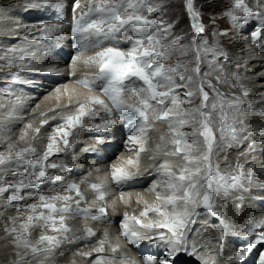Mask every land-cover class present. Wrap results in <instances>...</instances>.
<instances>
[{"label":"snow or ice","instance_id":"6c2138e0","mask_svg":"<svg viewBox=\"0 0 264 264\" xmlns=\"http://www.w3.org/2000/svg\"><path fill=\"white\" fill-rule=\"evenodd\" d=\"M47 2L48 0H29L27 6L40 8ZM259 6L260 0L257 4V7ZM186 7L194 21L195 31L203 32V25L198 22V13L193 8V0H187ZM78 8L80 0H73L71 34L75 39L77 51L82 52L89 48L100 50L84 61L87 67L94 69L92 77L85 76L77 83L89 90L99 88L111 102V106L99 97H88L75 105H71L70 101V105L75 109L74 114L61 117V122L53 128L52 135L48 137L49 142L45 150L29 162V182L25 184L20 181L9 186L13 189L9 202L21 199L20 193L26 187L38 188L48 177L49 169H61L63 172L71 170L67 165L50 162V156L60 151L61 142L65 149L70 147L68 137L71 131L81 127L85 117L97 114L87 105H99L111 117L104 125H95L98 132L114 126L117 117L127 122L131 131L128 140L133 146L140 144L137 157L146 152L140 138H148L152 122L166 123L170 130V140L165 141L164 136L160 137V140L166 143L162 153L164 157L170 155L176 159L170 161L151 157L161 161L154 165L151 171L163 178L160 184L152 186L157 200L162 201V204L149 206L145 203L139 217H129L126 213L121 221L122 234L134 246L141 241H148L162 249L159 256L144 255V264H178L182 255L196 257L202 264H208L199 254L196 242L189 241L187 233L193 222L194 209L202 204L216 216L217 212L212 203L216 192L222 187H237L242 178L222 175L213 161L217 132L223 135V129L229 127V113L236 107L235 97H226L216 90L211 81L201 77L199 47L194 49L196 67L190 70L195 75L186 74L189 70L182 62L174 65L156 62L158 59L170 58L174 45L182 50V55L187 52L184 45L177 44L178 38L170 44L162 42L170 26L164 28L148 18L145 13L153 10L149 6V0H86V10L77 13ZM229 14L232 21L239 26L241 16L244 22H247L249 17L258 13H254L245 0H234ZM57 28L59 25L44 28L42 31L50 33ZM262 34L264 27H256L251 32V37L255 41ZM123 43H127L126 49L120 47ZM26 59L21 58L20 64L23 65ZM73 59L76 60V57ZM205 87L211 89L214 95L210 97ZM180 90H184L183 99ZM126 93H130L131 98L125 95ZM194 98H199L200 103L194 105ZM185 103L193 106L184 109ZM63 107L67 108L69 105ZM43 123H47V119L42 121ZM185 127H190L192 131L184 132ZM35 131L39 133L40 129L36 128ZM23 138L21 135L20 139ZM97 142L103 143L102 138L97 137ZM168 144L171 146H167ZM9 147L15 148V145ZM157 147L159 148V145ZM85 151L94 152L95 149L86 148ZM23 152H34V149H22L21 153ZM128 163L131 165L133 161L130 159ZM137 175L138 171L128 172L115 166L111 172V178L117 186L126 184ZM63 179L61 174H57L51 182L55 184ZM90 188L97 194V199H105L102 185L90 183ZM161 190L164 191L163 195ZM63 192H75L79 197L74 206L71 204L74 197L67 194H39L38 204L27 206L32 215L18 227H5V231L13 236L15 245L30 251L32 259L52 251V247L58 246L61 239L67 238L70 229L65 223L66 213L82 215L92 220H102L107 215L106 208L102 206L94 209L99 215H93L91 207H81V202L85 201L86 197L78 184L68 183L63 187ZM149 213L155 214L158 219L144 222ZM13 224L15 225V218ZM36 227L50 229L53 233L60 234V237L41 235L37 244H31L28 237ZM225 228L227 229L226 225ZM246 231L247 237L233 257V264H245L246 257L254 249L258 246L264 247V220L249 221ZM85 232L87 236L95 235L88 227H85ZM112 250L117 251L116 248ZM96 251L102 252L103 248ZM18 264H29L27 257H21ZM258 264H264V252L259 255Z\"/></svg>","mask_w":264,"mask_h":264},{"label":"bare ground","instance_id":"6f19581e","mask_svg":"<svg viewBox=\"0 0 264 264\" xmlns=\"http://www.w3.org/2000/svg\"><path fill=\"white\" fill-rule=\"evenodd\" d=\"M29 2V0H25ZM246 1V4L249 7L255 8L256 10H262L264 11V0H260V6L257 7L258 0H250ZM20 0H0V5H5L8 7H4L3 9L0 7V50L7 51L9 53L13 52V49H11L10 45H7V43H15L16 41L23 42L25 46H30L33 47L35 50L31 49L29 50L28 48H25L28 51H34L33 55H30L29 58L31 59V62L27 61L24 63L21 68L25 69H18V71L22 74H16L15 76L11 77L10 79L6 78L5 76L0 78L1 81L4 82V86L6 88H9L8 92L6 94H1L0 95V122L7 123L5 126H0V135L3 136L6 141L2 142L0 145V176L7 175L10 176L11 173H15L10 180H8V183L11 185L13 183H16L20 175L21 170L20 168H15L13 164H11V160L8 159L9 156L16 155L17 153H20L22 149H28L32 148L34 149V152H28L26 154V159L28 161L27 165L29 162H31L35 157L39 156L44 149L46 148L48 141V136L51 133V131L48 133L46 131L44 126H41L42 121L39 118V113L43 111H48L49 115L52 116V120L56 119L60 115L67 113V112H72L74 111V108L71 105H75L77 102H79L83 96H71V94H80V89L77 88L78 86L75 85L74 83L67 82V80H64V78H61L58 82L60 83H52L51 80L49 79L50 77H41L40 73H44V67L45 68H56V73H60L62 70L61 64H55V60L49 58V55H53L57 58H59V55L66 54V50L64 47V42H63V32L61 31L60 28H57L55 31H52L50 33L44 32L41 29L40 30H35L32 31L31 33L28 34V30L26 29L27 26H32L33 23H29L32 19L27 17L28 12L27 10L22 9L21 13L19 12L22 7L16 8L12 14V19H7L8 16L7 14L10 13L11 9L14 8L16 5L19 4ZM10 10L8 13H5L7 9ZM37 10V9H35ZM23 19V22H19V20ZM29 19V21L27 20ZM243 24H246L245 27L240 26L241 29L246 30L248 26L252 25V19L248 18L247 22H244L243 17L241 16ZM8 20L7 22H4ZM48 26H53V25H58L57 22H53L51 20L46 22ZM7 27H10L11 29H7ZM228 31V30H227ZM226 32V31H224ZM223 32V33H224ZM3 38V39H2ZM244 40H246V43L249 42L248 37L246 35H243L238 38V42L242 43ZM245 42V41H244ZM261 42H264V34L261 35ZM53 48L58 49L57 51H52ZM203 50V49H201ZM235 51H233L234 53ZM1 53V52H0ZM16 56H13L15 59V63H20L22 55H27L28 53H23L21 51H18L16 53ZM239 58L241 60H237L236 63H239L240 65L234 67L233 64H229L225 61H220V65L224 66L219 71H215L211 69V75L215 77V80L218 83H221V79H225L231 84H229L232 88H237L239 85L243 84L244 87L243 90L246 93V96L248 99H244L243 101L246 103V106L241 107V111L247 110L248 113L244 116L242 119L244 123H251L247 125L240 126V128H243L246 132H244V136H248L250 142L252 143L253 147L257 148V151L254 153H244L242 155V158H239V161L242 162L244 165H248L253 172H249L252 174L253 181L248 183L246 187H250V193L255 194L254 196H264V191H258L257 188L263 186L264 187V161H262V158L264 156V49H257L254 50L250 47H248L247 44L244 43L242 49L239 50L238 52ZM44 55V56H43ZM84 54H77L75 55L76 60H75V66L78 64L77 69H81L80 67L85 65V63L82 62V57ZM209 55V54H208ZM80 57V58H79ZM44 60L45 63L42 65H37L41 60ZM48 59V60H47ZM54 62H50L51 60ZM2 62V58H0V63ZM42 66V67H40ZM14 69H17L13 66L5 67L3 69H0V73L5 74V72L9 71H14ZM22 70V71H20ZM29 70V71H28ZM85 72L84 74H87L86 71L93 70L92 68L86 67L84 69ZM2 71V72H1ZM55 76V75H53ZM57 81V80H56ZM226 90L224 92L226 94H229L232 92V88L228 84H222ZM38 93L37 95L39 98L34 102V104H37L35 108H32L31 114L25 115V111L29 110L27 108V103L29 99H34L35 94ZM241 91H237L235 94L239 95ZM18 96V97H15ZM7 99H13L14 103L10 104V110L5 109L6 107V100ZM17 99L19 101L17 102ZM71 101V105L70 102ZM5 103V104H4ZM249 104L252 107L249 106ZM17 105V106H15ZM64 105H69V107L64 108ZM58 111V112H57ZM2 112V114H1ZM36 113V114H35ZM243 115V113L240 114V117ZM24 116H32L33 120L36 122V124H33L31 127H29L26 130H19L12 135L11 133L14 132L13 130H9V128L12 125H15L20 121L21 118ZM55 117V118H53ZM41 126V128H40ZM36 128H39L40 131L37 133L35 131ZM189 128L190 127H186ZM154 135H159L161 133H166L168 128L162 123H157L153 126ZM115 131H117L116 128H114ZM192 130V129H190ZM21 135L24 136L23 139H20ZM47 136V137H46ZM243 136V138H244ZM81 137L76 134H73L72 137L70 138L71 142H79L77 141V138ZM165 141H169L170 137L167 135H164ZM15 138V140H13ZM46 138V139H45ZM117 139V138H116ZM89 141V142H88ZM128 144L131 146L129 147V151H123L119 153V156L117 157V160H114L113 163H118L117 165L115 164V167H124V169L127 171L129 168L130 164L128 161L133 157V152L134 155H137V150L139 149V144H136L133 146V144L127 139ZM228 141V140H227ZM247 141V140H246ZM80 142L85 145V148L83 149H76L74 150V158L70 157V153L67 151H63L60 153L61 157L57 158V161L63 160L65 163L68 165H72L74 163L78 164L81 161H85L87 158H89V161H91L92 156L89 154L88 151H85L87 145H92L90 142V139L87 137L85 139L80 140ZM229 142V141H228ZM116 143H118V140H116ZM15 145V148L9 147V145ZM44 145V146H43ZM154 145V150H155V156L159 157L160 155H163L162 149L163 147L166 146L165 142L160 143V141L153 142ZM159 145V148L157 147ZM170 145V144H168ZM16 146L21 147L19 150H16ZM39 146H43L41 149ZM145 146V145H144ZM244 147L245 146L244 143ZM97 148H100L99 146ZM237 148V147H235ZM107 151H104V156L108 157L109 154H107ZM232 157L234 158V161H230L231 164H237L236 158L239 157L238 154H233ZM109 158V157H108ZM168 160L174 161L176 158L172 156H167ZM132 160V159H131ZM219 160L221 159V155L219 156ZM56 161V163H58ZM52 162V161H50ZM220 163V162H219ZM92 163H89L91 165ZM154 165H156L154 161ZM22 166H23V161H22ZM24 167V166H23ZM151 165L149 166H144L141 169H136L138 173H141L144 169L150 168ZM113 168V167H112ZM111 168V170H112ZM153 168V167H151ZM150 168V171H151ZM7 170H12V172H9L8 174L6 173ZM107 170V169H106ZM31 172V169H30ZM30 172H26V175L29 177ZM152 172V171H151ZM109 173V172H108ZM74 175V173H72ZM101 175V173H98ZM72 176V175H71ZM24 177V176H23ZM92 177V176H90ZM93 179V177H92ZM64 181L67 179L64 178ZM7 182V180H5ZM104 184V177H100L97 179V182H101ZM47 182L44 181L38 188H43L47 187ZM57 182V189L53 187V191L47 192V196H52L53 194H67L64 193L58 186ZM1 184H3L1 182ZM2 186V185H1ZM104 186V191L106 190L105 188L108 189L107 185ZM1 188V187H0ZM2 189V188H1ZM227 191H230L228 188ZM28 192H35L34 190L29 187ZM162 193H164L163 190H161ZM225 193V192H224ZM222 193V194H224ZM245 193H240L236 194L234 196H231L232 198H235L236 196L240 195L241 198L239 200L233 201L230 204V199H226V197H222L221 201L226 203V205L222 208L225 211V219L228 223L229 227V234L226 237L228 240L231 235L233 234L232 232H237V229L240 227L245 226L244 219L249 215L248 210L249 209H255L256 207V202L253 200V198L250 200L248 197H245ZM113 195V194H111ZM116 195H123L122 192H117ZM127 195V193L125 194ZM125 195L122 197H106L105 202L109 206L110 214L114 215V211L116 208L118 210H124L127 209L129 211H134L133 208H135L138 204L144 203L145 200L135 198L132 195L126 199ZM226 195V193H225ZM30 195H22V197L27 198ZM119 198H124V202ZM228 198V197H227ZM147 200V198L145 197ZM241 200V201H240ZM2 202H0L1 204ZM159 204H162L160 202ZM3 205H0V209ZM129 206V207H128ZM7 213L10 215V218L14 217L15 214H10L7 211H0V261H3V259L8 258V252L9 249L5 245L8 243L10 240L9 236H4L1 231V227L3 225H6V221L3 218V215ZM20 213V212H18ZM201 213V212H200ZM135 214V213H133ZM136 215V214H135ZM243 217V222L240 221L239 217ZM198 217V216H197ZM201 217V214H200ZM158 219V217L155 214H152V216L146 218L144 222H147V220H155ZM198 220H194L192 223L195 225L198 224ZM81 220L78 219H71L69 220V223L73 227L71 232L68 234L71 237L67 238V241L63 242L64 244L60 246L59 248H55V251H60L57 253V257L59 260L64 261L65 264H80L84 258L85 254L88 253L91 249H99L101 247L100 242H94L91 244H88L87 246H83L82 242V234L83 231L81 229ZM197 222V223H196ZM9 225V224H8ZM8 227V226H7ZM105 229L104 232H100L98 237H100L102 240L104 236L106 235L107 242H105V248L107 252L111 253L112 255L117 254L119 250H122V245L120 244L119 238L114 234L113 228L110 227H100L99 225H95L93 229ZM231 229L233 231L231 232ZM118 234L120 233V229L118 228ZM166 231V230H165ZM215 229L207 228L204 230V227L200 228L197 232H191L189 235L190 238H192L191 241H195L196 245L197 244H202L201 240L196 241L197 239L201 238V236L208 235L210 234L212 237H219L218 233H215ZM39 236L40 233H37ZM35 237V242L36 244L39 241V237ZM231 240V238L229 239ZM190 241V240H189ZM190 241V242H191ZM215 242V241H214ZM211 247V246H210ZM113 248H116L117 251L113 252ZM227 248V242L223 245L219 246L216 248L218 251L225 250ZM208 250H212L208 248ZM67 251V252H66ZM123 257H119V259H113V257H99L97 259H90L89 264H124V260L128 261V257L126 254H122ZM126 258V259H123ZM16 260V259H15ZM14 260V261H15ZM33 260V259H31ZM54 262V263H53ZM61 264L56 257L52 259L51 264ZM64 264V263H63Z\"/></svg>","mask_w":264,"mask_h":264},{"label":"rangeland","instance_id":"374dc122","mask_svg":"<svg viewBox=\"0 0 264 264\" xmlns=\"http://www.w3.org/2000/svg\"><path fill=\"white\" fill-rule=\"evenodd\" d=\"M64 1H70L71 0H48V2L50 3H59L61 9L64 8ZM249 3L251 2L250 0ZM19 4H15L16 5L14 8L11 9L10 13L7 14L6 16H8L7 19H12V14L14 12V10L18 7H22L21 9H19L20 13L22 12L21 10H27L26 12H28V16L29 18H31L32 20L29 21V19H27L29 21V23H33V25L35 24V22L38 20V18H36L37 16H39L41 9H44L43 12L45 13H49L54 6L52 7H46L45 6H41L40 8H29L27 5L29 2L25 1V0H20V2H18ZM234 3V0H193V8L196 11V13H198V22L200 24L203 25V29L204 31L201 33H197L195 31V29L190 25L189 23V18L191 17L186 4H187V0H151V3L149 4V6L153 9L151 12H148V14H152L154 21L156 22L157 25H162L164 28H168V26H170V28H168V31L166 33L165 39L164 41H162L164 44H170L174 39L178 38L177 40V44L178 45H184V50L187 52L186 55H182L181 54V49H179L177 46H173L172 48V53L170 58L168 59H163L164 61H166L169 65H174L177 62H182L184 64V66L189 70L188 73L186 74H192L195 75L194 73H191L190 70L196 67V63H195V52L194 49L196 47H199L201 50V56H200V75L203 79L211 81V83L215 86L216 90L222 94H224L226 97H232L234 95H236L235 93L239 90L241 91V93L239 94L240 96V100H237V106L235 107L234 110L230 111L229 115L231 117V121L233 123H235L236 125H233V127L237 128L240 130L241 133H239L238 135L240 136L241 139H239L240 142L243 143H247L246 140H243V136H244V132H246L243 128H240V126L243 125H247V124H251V123H244V121L242 120L244 118V116L248 113L247 110H243L241 111V107L242 106H246V103L243 101L244 99H248L246 96L245 91L243 90L242 87H244L243 84L239 85L237 88H232L229 84H231V82L225 80V79H221V83H218L215 80V77L211 75V69L215 70V71H219L222 68H224V66L220 65V61H225L229 64H233L234 67L240 65L239 63H236V61L239 59L241 60V58H239L238 52L240 49H242L243 45H244V41L242 43L238 42V38L246 35L247 37L249 36L250 33L246 34V30H243L240 28L241 26V22L242 19H240V24L239 26H237L233 21L232 18L230 16V11L232 8V4ZM80 6H81V2H80ZM0 7L3 9L4 7H8L5 5H0ZM37 9V10H35ZM10 10L7 9L5 11V13H8V11ZM8 20L4 21L7 22ZM19 22H23V19L19 20ZM32 25V26H33ZM31 26H27L26 29H29ZM250 27V26H248ZM7 29H11L10 27H7ZM41 29V28H40ZM40 29H36V30H40ZM228 30V31H227ZM35 31V30H34ZM226 31V32H224ZM224 32V33H223ZM3 39V38H2ZM7 45L11 46V49H13L12 53H9L7 51L4 50H0V58H2V62L0 63V69H3L5 67L11 66L13 64V66L17 69H14V71H7L5 72V74L0 73V78L2 77H6L8 79H10L11 77L15 76L16 74H21L18 69H22L25 70L23 68H21L20 63H15V59L13 56H16L18 51H21L23 53H28L27 55H22V57L24 58H29L30 55L34 54V51H28L25 48H28L29 50L33 49L35 50L33 47L30 46H25V44L23 42L20 41H16L15 43H7ZM233 51H235L233 53ZM209 54V55H208ZM27 63L31 62V59H26ZM25 61V62H26ZM24 62V63H25ZM83 62V60H82ZM45 61L42 59L39 63H37V65H42L44 64ZM78 66V64L76 65ZM20 70V71H22ZM29 71V70H28ZM2 72V71H1ZM22 75V74H21ZM222 84H228L230 86V88H232V92L229 94H226L224 92L225 87ZM4 86V82L1 81L0 79V95L1 94H6V92H8L9 88L3 87ZM80 89V94H71V96H85L84 94L86 93L85 90H83L81 87H77ZM10 91V90H9ZM181 91V98L183 99V91L184 90H180ZM205 91L209 92L210 97L214 95V93L212 92L211 89L205 87ZM37 95H39L38 93L35 94V98L34 99H29L28 103H27V108H29V110L25 111V115H29L31 114V110L32 108L37 107V104H34V102L36 100H38ZM18 97V96H15ZM14 103L13 99H7L6 100V107L5 109L10 110V104ZM19 101V99H17V102ZM200 100L199 98H194L193 104H199ZM17 106V105H15ZM193 105H189L187 103H185L183 105L184 109H187L189 107H192ZM247 107V106H246ZM47 112V113H46ZM58 112V111H57ZM73 112V111H72ZM43 113H46V116L44 115V117H40V120H45L47 119V123H41V126H44L46 131H48V133L50 132L47 129L46 124H51L53 120L55 119H51L52 116L49 115L48 111H43ZM69 113V112H67ZM243 113V115L240 117V114ZM2 114V112H1ZM36 114V113H35ZM39 115V114H38ZM61 116V115H60ZM59 116V117H60ZM1 117V116H0ZM57 117V118H59ZM32 116H24L23 118L20 119V121H18V123H16L15 125H12L9 130H13L14 132H12L11 134L14 135V133L16 131L19 130H26L29 127H27L28 125H33L36 124V122L32 119ZM56 118V119H57ZM1 120V119H0ZM7 123H2L0 122V126H5ZM165 126H167L168 130L166 133H161L159 135H153V139H152V143H146L145 148H147L148 153L145 154H141L139 157H137V155H134L133 152V157L131 158L133 161V164H131L129 166V168L127 169L128 172H133L134 169H141L142 167H146V165L143 166H138L136 167L135 164L137 162L141 163H147L149 165H154V162L150 163L149 161H147V159L149 157H153L155 156V150H154V145L153 142L156 141H160V143H162L161 140H159V136H164L167 135L169 136V127L166 123H162ZM40 126V128H41ZM87 128V127H86ZM191 129V128H190ZM189 128H183V131L186 133H190L192 130H190ZM115 131V130H114ZM154 129L152 127V134L154 133ZM91 129L87 128V129H80L77 133H74L78 136L77 141L79 142H71L74 146V150L76 149H83L85 148V145H83L80 140L85 139L87 137H89V135L91 134ZM224 133V131H223ZM156 136V139H155ZM47 137V136H46ZM46 139V138H45ZM13 140H15V138H13ZM141 140V143H143V140ZM6 141V139L3 138L2 135H0V145L2 144V142ZM44 146V145H43ZM43 146H39L40 149ZM140 146V144H139ZM167 146H171V145H167ZM166 146H164L163 148H165ZM235 145H232V142L229 143L227 142V138H224L223 135H221L219 132H217V138H216V143L213 147V161L214 163H217V165H221L224 166L227 163H229L230 161H234V158L232 157L233 154H238L239 157L236 158V161L238 163L239 158H242V155L247 151V149L244 147V144L241 148H235ZM21 147L16 146V150L20 149ZM28 152H23V153H17L16 155H12L9 156L8 159L11 160V164L14 165L15 168H20V169H24V167L22 166V162L20 163L21 159L26 157V154ZM1 155V154H0ZM221 155V159L223 160H219V156ZM119 156V154L113 159V160H109L106 162L101 163V166L103 167V170L105 172H109L111 174L112 170L111 168L113 166H115V164L117 165L118 163H113L114 160H117V157ZM58 158L61 157V155L59 154L58 156H56ZM53 157L52 159H50V161H54V163H56L57 158ZM158 157V156H157ZM159 157H161L162 159H166L167 157H164L163 155H160ZM176 158V157H175ZM154 160V159H151ZM150 160V161H151ZM156 164H158L159 162H161L160 160H154ZM227 161V163H226ZM220 162V163H219ZM20 163V164H19ZM89 163H92V161H89V158H87L85 161H81L78 166L76 163L72 164L73 168H76V170H78L82 165L84 166V171H92L93 168L91 167V165H89ZM139 164V165H140ZM236 164V163H235ZM148 165V166H149ZM135 167V168H134ZM124 168V167H122ZM107 169V170H106ZM152 169V168H151ZM53 171H57L59 172L58 169H52ZM137 171V170H136ZM9 172H12V170H7L6 173L8 174ZM98 173L100 172H92L91 175L93 177V180H95L97 182V179L100 178L101 176L103 177L104 174L99 175ZM15 173H11L10 176L7 175H3L0 176V202H2L0 205H3L0 209V211H7L10 214H13L14 212L11 210V208L7 205L6 203V183H8V180H10V178H12L14 176ZM74 176V175H72ZM23 178H29L26 173L24 175ZM162 177L157 176L156 179H160ZM7 180V182L5 181ZM45 181H49L45 179ZM1 182L3 184H1ZM29 182V181H28ZM162 181L159 180L158 183L160 184ZM2 185V186H1ZM57 183L53 184V187H56ZM103 185H107L106 181H104ZM29 187H26V190L21 194L22 195H31V192H28ZM32 190H36V189H41V188H33L31 187ZM105 192H107L109 195V197H122L123 195H125L127 193V195H125V198L128 199L131 195L133 197H137L139 199H145V197L147 198V201H149L151 203V205H158L160 202L157 200L156 198V193H151L148 189H144V190H134L133 192L127 191V192H122L123 195H111L110 189L105 188ZM221 192H219L218 196L221 195ZM224 193V191L222 192ZM226 193V195H225ZM224 194H222L223 196L226 197V199L228 200L230 198L231 200V195L230 192L226 191ZM164 193L161 192V195H163ZM253 196L255 194L251 193ZM55 195V194H53ZM221 195V196H222ZM245 195V194H244ZM228 197V198H227ZM248 197L250 200L252 199V196H245ZM121 201H124V198H119ZM232 200L230 201L231 204ZM224 204V206L226 205V203H222ZM15 207V205L13 206ZM250 210V209H249ZM248 210V212H249ZM15 216L10 218V215H8L7 213H5L3 215V218L5 219V221L7 222L6 225H3L1 227V231L3 232L2 234L4 236H9L10 240L8 241V243H6L5 245L7 246V248L9 249L8 252V258L3 259V261H0V264H18V262L21 260V257H27L29 264H51L52 259L54 257H56V259L61 262V264H65L64 261H61L58 259L57 257V253H59L60 251H55L54 249H52V251H50V253H48L47 255H39L37 259H33L31 260V253L28 250H25L22 247H17L15 245V243L13 242V236L10 235L8 232L5 231V227L8 226L9 228L16 226L18 227L19 224L23 221L22 217L19 214L14 213ZM248 216V215H247ZM13 218H15V225L13 224ZM240 221L243 222V217L240 216L239 217ZM9 224V225H8ZM233 231V229H231V232ZM37 233L35 231L31 230L30 236L28 237L31 244H36L35 242V237H36ZM43 247V246H42ZM67 252V251H66ZM16 259V260H15ZM15 260V261H14ZM54 263V262H53ZM52 263V264H53Z\"/></svg>","mask_w":264,"mask_h":264}]
</instances>
